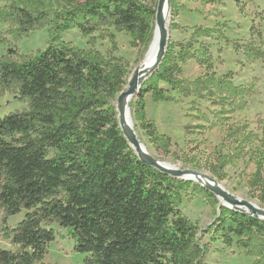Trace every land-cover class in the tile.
Segmentation results:
<instances>
[{"label": "trees", "instance_id": "obj_1", "mask_svg": "<svg viewBox=\"0 0 264 264\" xmlns=\"http://www.w3.org/2000/svg\"><path fill=\"white\" fill-rule=\"evenodd\" d=\"M4 2L0 21L8 25V37L19 41L47 29L48 40L34 56L11 51L15 56L0 57V96L11 92L15 102L27 104L21 112L0 117L2 232L13 247L0 250V264H44L55 240L53 225L68 232L73 251L85 256L83 264H204L209 245L202 239L207 234L254 258V264H264V221L220 207L198 184L141 162L119 128L115 104L132 71L126 60L113 56V33L106 35L111 43L106 55L95 49L92 36L108 29L125 33L141 56L152 40L158 0ZM170 10L175 15L174 0ZM70 31L91 37L89 47L63 41L62 35ZM214 32L195 27L187 43H168L158 69L142 84L135 104H128L134 121L163 154L169 153L171 139L147 118L144 101L150 95L154 103L176 102L161 84L217 108L213 121L204 114L201 119L226 127L224 140L239 149L228 159L253 143L247 125L229 122L230 115L248 107L254 88L236 86L231 73L215 75L211 48L198 41ZM8 42L0 36V45ZM250 44L243 47L245 54L264 61V52ZM190 60L206 73L193 81L180 79L182 66ZM262 144L252 153L255 171L248 186L252 197L264 204ZM218 161L208 171L220 180L225 160ZM188 192L215 210L204 230L179 210ZM22 211L23 219L9 229L7 219Z\"/></svg>", "mask_w": 264, "mask_h": 264}, {"label": "rangeland", "instance_id": "obj_2", "mask_svg": "<svg viewBox=\"0 0 264 264\" xmlns=\"http://www.w3.org/2000/svg\"><path fill=\"white\" fill-rule=\"evenodd\" d=\"M174 11L169 10L168 43H187L195 27L213 28L215 32L210 38H200L199 42L209 44L214 57L213 72L216 76L232 74L236 86L253 87L254 95L248 100V107L242 112L230 115L229 124L247 125L252 132L250 146L244 145L238 157L228 159L239 150L236 145L224 140L225 126H213L201 119L207 116L213 121L212 112L217 108L210 101L196 96L185 98L161 84L168 90L169 95L175 97L176 102L154 103L150 95L144 97L146 115L156 123L158 131L171 139L168 154H163L154 148L147 136L133 119V109L129 108L130 118L139 139L144 143L152 157L169 162L179 169L194 170L209 175L216 180L227 192L235 197L253 203L264 209L259 199L250 192L248 182L255 171V160L252 153L264 142V61L254 60L245 54L243 47L249 45L260 48L264 52V0H214L206 3L202 0H174ZM4 0H0V11L4 7ZM177 26L176 29L173 26ZM8 25L0 21V36L6 37L8 44L0 45V57L11 53L23 56H34L37 51L47 45L48 32L42 29L32 33L28 38L13 41L6 35ZM115 35L117 51L113 56L120 57L129 63V71H133L143 61L145 51L141 56L138 49L130 45V37L125 33H116L113 29L96 33L95 49L106 55L111 49V43L106 35ZM104 37V38H103ZM91 37L83 38L76 31L66 32L62 40L70 42L80 48L87 49ZM178 48L175 49V53ZM15 56L14 53L10 54ZM206 73L204 68L194 60L182 66L180 79L193 81ZM15 94L5 92L0 96V117L13 112H21L27 108L26 103L14 101ZM137 95L130 100L134 105ZM116 105V104H115ZM224 158L225 165L221 169V179H216L208 168L219 164ZM192 182V181H191ZM197 184L195 182H192ZM181 213L192 223L204 230L215 218V210L200 197L188 192L182 195L179 206ZM25 212L9 217L7 227L14 229L23 219ZM2 211H0V250H13L9 241L3 237ZM55 240L49 244L44 264H83L85 256L73 251V241L68 232L57 225H53ZM203 244L209 245L205 254L204 264H254L255 259L246 257L234 246L226 248L219 240L212 239L207 234L203 236Z\"/></svg>", "mask_w": 264, "mask_h": 264}, {"label": "water", "instance_id": "obj_3", "mask_svg": "<svg viewBox=\"0 0 264 264\" xmlns=\"http://www.w3.org/2000/svg\"><path fill=\"white\" fill-rule=\"evenodd\" d=\"M170 2L171 0H158L157 2L153 36L150 44L147 47V51H149V49L152 47V41L156 36V57L154 62L150 65V68L148 70H145V67L138 65L131 72L128 78L127 85L118 95L116 100L115 107L119 128L125 139V133L121 128L120 124L121 121H124V111H118L117 109L118 107H122L124 104L130 102L133 97L139 94L142 84L158 69L166 54L169 37L164 14L168 10H170ZM128 110L129 106H126V112H128ZM126 141L128 142L130 148L134 151V154L138 157V159L146 165L175 179H182L185 181L192 182L196 181L195 183H197L199 186H201L217 198L220 207H225L233 211L246 214L248 216L264 221V209H261L253 203L235 197L234 195L230 194L219 186H215L214 184H216V180L210 177L209 175L194 170L173 168L171 166H167L163 163H160L152 156L142 157L137 154L141 150L139 140L133 136L130 140L126 139Z\"/></svg>", "mask_w": 264, "mask_h": 264}, {"label": "bare ground", "instance_id": "obj_4", "mask_svg": "<svg viewBox=\"0 0 264 264\" xmlns=\"http://www.w3.org/2000/svg\"><path fill=\"white\" fill-rule=\"evenodd\" d=\"M169 17H170V12L168 10L164 14V18H165V21H166V28H167V30L169 28V19H170ZM156 40H157V38L155 36L154 39H153V41H152V47L149 49V51H147V49H146V52L147 53L145 52V55L143 57V61L140 64V66L145 67V70H148L150 68V65L155 60V57H156V51H155ZM128 103L127 104H124L122 107H118V109H117L118 111H124V121H121L120 124H121V128L123 129V131L125 133V137H126V139L130 140L134 136V137H136L139 140L140 145H141V150H140V152L137 153L138 155H140L142 157L152 156L151 153L149 152V150L147 149V147L144 145V143L139 139V136H138V134H137V132H136V130L134 128V125H133L132 121H131L129 110H128V112H126V106L128 107ZM118 117H119V114H118ZM156 160H158L160 163H163V164H165L167 166H171L173 168H179V167H177L175 165L170 164L169 162L161 161L159 159H156ZM214 185L215 186H219L222 189H224L217 182ZM244 210H247V209H244Z\"/></svg>", "mask_w": 264, "mask_h": 264}]
</instances>
